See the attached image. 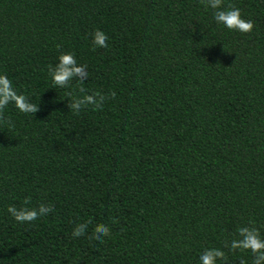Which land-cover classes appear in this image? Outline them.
Here are the masks:
<instances>
[{
  "label": "trees",
  "instance_id": "1",
  "mask_svg": "<svg viewBox=\"0 0 264 264\" xmlns=\"http://www.w3.org/2000/svg\"><path fill=\"white\" fill-rule=\"evenodd\" d=\"M227 6L249 32L204 0H0V73L37 105L0 111V264H199L206 248L252 264L225 245L241 226L264 238V0ZM62 52L88 75L57 88ZM83 95L104 99L73 113ZM25 198L51 211L18 223L6 208Z\"/></svg>",
  "mask_w": 264,
  "mask_h": 264
},
{
  "label": "clouds",
  "instance_id": "2",
  "mask_svg": "<svg viewBox=\"0 0 264 264\" xmlns=\"http://www.w3.org/2000/svg\"><path fill=\"white\" fill-rule=\"evenodd\" d=\"M205 6L213 11L212 19L218 26L230 31L247 33L252 29L251 20L242 17L241 11L236 7H221L222 0H204ZM108 37L100 30L96 29L91 33V43L95 47H106ZM51 84L57 88L68 86L72 80L82 82L87 78L85 66L77 64L75 57L70 52H62L57 55L56 62L48 69ZM82 91V89H81ZM108 95H114L109 92ZM104 97L97 95H83L80 98L72 99L67 103L68 109L73 113H78L85 105L98 107ZM11 104L18 112L32 114L36 111V103L31 102L23 93H18L12 81L5 74L0 73V111ZM28 200L25 198L20 207L8 205L6 211L8 215L18 223H30L38 216H45L51 211L50 205L40 203L35 207H27ZM87 225L79 223L73 226L71 236L78 238L85 235ZM109 229L106 225H100L95 229L94 239L97 243H103V238L108 236ZM237 239L229 241L225 247L229 250H248L253 254L252 264H264V238H261L257 229L250 226L237 228ZM224 253L219 248H206L198 256L199 264H217L223 262Z\"/></svg>",
  "mask_w": 264,
  "mask_h": 264
}]
</instances>
